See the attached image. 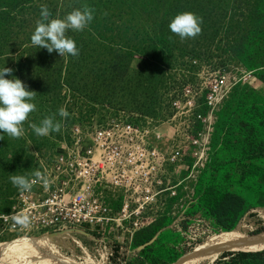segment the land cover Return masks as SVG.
Wrapping results in <instances>:
<instances>
[{
  "label": "rangeland",
  "instance_id": "obj_1",
  "mask_svg": "<svg viewBox=\"0 0 264 264\" xmlns=\"http://www.w3.org/2000/svg\"><path fill=\"white\" fill-rule=\"evenodd\" d=\"M42 5L52 18L85 5L94 9L93 21L83 30L86 38L79 31L67 33L85 45L77 57L32 45ZM182 12L203 18L202 34L181 40L171 32L169 24ZM244 51L246 62L236 57ZM75 59L80 65L73 66ZM4 67L13 70L6 79L18 78L36 92L32 102L37 106L21 138L0 132V211L8 212L20 193L9 177L30 178L52 164L76 121L107 120L125 110L166 122L171 101L189 86L200 93L206 112L212 85L222 76L228 79L223 100L209 114L213 118L208 116L215 141L207 166L190 178L193 159H188L177 174L183 180L177 195H164L166 206L147 211L149 226L133 233L129 222L116 230H74L68 234L69 248L48 246L64 258L49 253L20 264H209L228 248L251 247L242 242L211 253L213 241L225 231L264 241V0H0V69ZM60 108L69 112L68 118L58 115ZM53 114L61 131L37 136L29 124L39 126ZM227 193L246 201L231 218V228L218 225L211 213ZM182 212L200 218V232L193 240L184 239L178 256V250L162 248L156 235ZM43 235L13 245L6 243L13 238L0 241V264H10ZM148 238L155 240L149 248Z\"/></svg>",
  "mask_w": 264,
  "mask_h": 264
},
{
  "label": "built area",
  "instance_id": "obj_2",
  "mask_svg": "<svg viewBox=\"0 0 264 264\" xmlns=\"http://www.w3.org/2000/svg\"><path fill=\"white\" fill-rule=\"evenodd\" d=\"M227 80L222 76L212 85L206 112L200 93L189 86L171 101L166 122L125 110L107 120L76 121L64 151L42 166L47 186L31 176L36 179L32 190L20 191L12 211H0V241L116 230L124 222L131 225L130 233L149 226L147 211L177 195L183 182L177 174L188 159H193L190 178L207 166L214 138L209 114L223 100ZM21 212L30 217L28 228L12 219Z\"/></svg>",
  "mask_w": 264,
  "mask_h": 264
},
{
  "label": "clouds",
  "instance_id": "obj_3",
  "mask_svg": "<svg viewBox=\"0 0 264 264\" xmlns=\"http://www.w3.org/2000/svg\"><path fill=\"white\" fill-rule=\"evenodd\" d=\"M93 19L94 9L87 5L82 9H74L63 18H52L49 8L42 5L31 43L39 48H46L49 53L56 51L62 57L65 54L77 57L79 55L77 44L74 39L67 36V33L69 30H85ZM202 23L203 18L197 14L182 12L175 16L169 28L172 33L184 40L202 34ZM12 71L8 67L0 69V132L11 138H21L24 135V124L29 121L30 114L37 110L36 104L32 102L36 92L27 90L25 84L18 78L6 79L5 76ZM55 115L42 119L39 126L35 123H30L29 126L41 137L48 136L51 132L59 133L62 124L55 119ZM58 115L66 119L70 114L65 108H60ZM32 176L39 178L47 186V178L39 170L33 172ZM9 179L21 192L31 191L36 183V179H29L25 175H11ZM12 219L22 228H28L31 223L29 215L25 212L12 215Z\"/></svg>",
  "mask_w": 264,
  "mask_h": 264
},
{
  "label": "trees",
  "instance_id": "obj_4",
  "mask_svg": "<svg viewBox=\"0 0 264 264\" xmlns=\"http://www.w3.org/2000/svg\"><path fill=\"white\" fill-rule=\"evenodd\" d=\"M79 32V37H81V39L86 38V34H88V32ZM73 39L75 40L78 49H84L85 45H81V39ZM247 52L248 51L241 52L236 55V57L246 62V59L248 57ZM74 65H80L79 60L75 59L73 66ZM216 146L217 145L214 146V149H216ZM209 166L210 164H208V167ZM245 204L246 201L242 196L235 193H227L222 198V200L218 201L215 204L214 209L211 213L214 219H216V223L218 225H220L221 227L223 226L224 228H231V218L233 216H237L243 210ZM185 213L186 212H182L171 222L167 223L164 226H161L157 230L160 232H158V234L156 235V239L160 240L162 248H167L168 251L171 249H176L178 250V252H176L178 256L183 253V251H180L178 249V246H182V243H184V239L187 238L188 240H193L196 234L200 232V218L186 217ZM258 235L259 234H256V236ZM150 239L148 238V240L146 239L145 241L149 242ZM201 239L202 238H200V240H197L196 243L202 242ZM152 242L147 243L146 246H148V248L151 247ZM227 250L231 251L222 252L217 256L215 260H213L209 264H264V252H260L263 250L251 248L245 244H242L237 248H228Z\"/></svg>",
  "mask_w": 264,
  "mask_h": 264
},
{
  "label": "bare ground",
  "instance_id": "obj_5",
  "mask_svg": "<svg viewBox=\"0 0 264 264\" xmlns=\"http://www.w3.org/2000/svg\"><path fill=\"white\" fill-rule=\"evenodd\" d=\"M219 101V99L217 100ZM212 116V115H210ZM213 118V116H212ZM68 233L67 234H62L61 235H44L40 237L38 240L34 241L28 247L16 255L15 257L12 258V261L10 264H20V263H25L28 262L32 257H37L38 255L42 254H49L52 253L54 256L57 258H64L65 255L62 254L58 249L48 251V246L50 247H55L59 244L62 246H66L69 248V242H68ZM31 238L34 237H26L22 239H16L11 242H6L8 245L11 244H17L19 241L26 242L30 240ZM242 242L247 243L249 246L252 248H259V249H264V241L254 239L252 237H249L245 233H241L237 230L229 231V232H224L220 236L216 237L215 240L213 241V246L211 247V253L216 254L218 251L227 248L229 246H236ZM10 262V260H9ZM8 264V263H7ZM181 264H190L189 261L181 263Z\"/></svg>",
  "mask_w": 264,
  "mask_h": 264
},
{
  "label": "water",
  "instance_id": "obj_6",
  "mask_svg": "<svg viewBox=\"0 0 264 264\" xmlns=\"http://www.w3.org/2000/svg\"><path fill=\"white\" fill-rule=\"evenodd\" d=\"M225 251H231V250H225ZM224 252V251H223Z\"/></svg>",
  "mask_w": 264,
  "mask_h": 264
}]
</instances>
